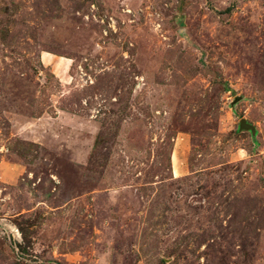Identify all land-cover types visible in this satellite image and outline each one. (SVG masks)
Instances as JSON below:
<instances>
[{
  "label": "rangeland",
  "instance_id": "rangeland-1",
  "mask_svg": "<svg viewBox=\"0 0 264 264\" xmlns=\"http://www.w3.org/2000/svg\"><path fill=\"white\" fill-rule=\"evenodd\" d=\"M0 264H264V0H0Z\"/></svg>",
  "mask_w": 264,
  "mask_h": 264
},
{
  "label": "water",
  "instance_id": "water-1",
  "mask_svg": "<svg viewBox=\"0 0 264 264\" xmlns=\"http://www.w3.org/2000/svg\"><path fill=\"white\" fill-rule=\"evenodd\" d=\"M239 127L241 129H247V130H252L253 129V126L251 124H249L248 122H246L245 119H241L240 120Z\"/></svg>",
  "mask_w": 264,
  "mask_h": 264
}]
</instances>
